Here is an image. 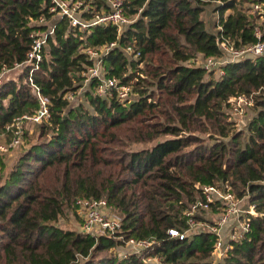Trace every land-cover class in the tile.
Returning a JSON list of instances; mask_svg holds the SVG:
<instances>
[{
    "label": "trees",
    "instance_id": "obj_1",
    "mask_svg": "<svg viewBox=\"0 0 264 264\" xmlns=\"http://www.w3.org/2000/svg\"><path fill=\"white\" fill-rule=\"evenodd\" d=\"M81 1L109 10L104 0ZM255 1L123 0L133 21L118 35L111 24L72 26L51 11L52 0H0V71L7 69L0 134L8 136L15 118L41 108L30 80L49 112L47 121L35 123L37 140L0 171V264H145L149 257L161 264H264V55L228 63L222 74L189 62L196 54L220 56L217 35L240 46L256 42L259 28L264 40V24L248 9ZM209 5L221 26L217 33L201 17ZM54 16L56 28L30 75V35L46 31ZM113 41L102 63L108 76L132 85L137 97L128 103L96 95L94 79L82 87L81 71L91 61L81 49ZM129 45L137 58L125 54ZM82 88L87 105H72L67 94ZM256 91L245 129L236 128L225 114L227 99ZM134 143L152 145L132 150ZM225 182L238 197L247 193L261 215L213 263L215 234L179 239L167 231L187 229L184 211L199 196L195 184ZM78 197L105 198L120 230L94 237L59 226ZM130 238L154 243L139 255L111 252Z\"/></svg>",
    "mask_w": 264,
    "mask_h": 264
},
{
    "label": "built area",
    "instance_id": "obj_2",
    "mask_svg": "<svg viewBox=\"0 0 264 264\" xmlns=\"http://www.w3.org/2000/svg\"><path fill=\"white\" fill-rule=\"evenodd\" d=\"M104 1L109 6L108 11L98 12L94 8L90 9L89 4H84L81 0H52L51 11L56 12V16L60 18H67L72 26H78L79 29L94 25H114L119 35L133 19L124 14L123 0ZM248 7L250 14L258 15L264 19V0L252 2ZM78 10H83L82 13L87 11L92 17L84 21L81 19L82 13L78 15ZM44 20L45 18L41 17L36 22L41 23ZM55 28L56 23H53L44 32L33 31L31 33L32 45L30 51L26 54V62L34 63L30 75L34 69H37L38 63L42 58V46L45 44L47 35L53 33ZM217 30H221V26H217ZM255 35L258 39L256 42L240 46H235L233 41L223 35H217L216 42L221 52L220 56L202 57V55L196 54L189 62H194L206 70H215L216 73L222 74V67L228 63L255 59L260 55H264V40L261 38L262 32L259 28L255 30ZM116 44L117 42L113 41L97 48L87 47L81 49V52L85 53L91 61V64L81 71V76L83 77L82 87L88 85L94 79V92L96 95L104 98H117L122 103H128L137 97L132 85L121 83L118 78L108 76L102 63L103 57ZM123 50L128 57L137 58L139 56V52L135 51L131 45L126 46ZM141 64H139V67ZM20 66L21 63H16L14 67L19 68ZM6 71L7 69L5 68L0 71V84ZM30 84L40 98L42 106L33 115H23L15 118L12 124L7 125L6 130H11L12 135V139L9 142L10 146L21 144V124L24 121L41 123L49 118L46 100L40 96L38 88L34 87L31 80ZM257 93V91L250 94L241 93L229 97L226 101L227 107L225 109L227 119L233 122L235 126L243 122L242 118L245 112L254 106V95ZM73 97L74 95L67 94V98L70 101ZM0 150H5V147L0 145ZM195 187L199 191V196L184 211L188 225L187 229L180 231L170 228L167 233L170 237L179 239L187 238L200 231H208L215 234L216 240L212 248L214 263L226 254L233 241L241 240L246 236L250 230L251 217L261 214L255 210L254 204L247 202L249 197L247 193L238 197L228 182L221 185L195 184ZM212 209L219 212H217L218 214L213 220L195 218V215H200L205 211L212 212ZM74 210L79 222V232L81 233L90 234L94 237L115 235L121 228V219L113 213L105 198L78 197L74 201ZM153 243L154 240L152 239L130 238L124 244L130 247L131 251L127 254L123 253L122 257L130 254L139 255L145 249L152 247ZM153 261H157V259L151 257L144 259L145 263Z\"/></svg>",
    "mask_w": 264,
    "mask_h": 264
},
{
    "label": "rangeland",
    "instance_id": "obj_3",
    "mask_svg": "<svg viewBox=\"0 0 264 264\" xmlns=\"http://www.w3.org/2000/svg\"><path fill=\"white\" fill-rule=\"evenodd\" d=\"M213 8L214 5L206 6L201 17L205 23L206 29L210 32L217 33L218 30L216 25L218 22V16L217 13L213 10ZM82 11L83 10H78L77 11L78 15H80ZM226 13H228V11ZM256 16L258 17L259 23L264 24L263 22L264 19L260 18L258 15ZM55 18L56 16H54L52 20L48 21V25L53 24L55 22ZM140 67H144V64H141ZM16 72L17 71L9 73V75L10 74L15 75ZM82 90L83 88L80 89V91L76 95H74V97L71 99L70 102L72 103V105H77L80 101L84 105H87L84 99L79 95V93H81ZM252 114H253L252 109L247 110L244 114V117L242 118L243 122L239 123L235 127L244 130ZM21 128H22V142L21 144L15 146H10L9 142L12 139L11 134H9L8 136L5 134H0V145H3L5 147V150L3 151L0 150V171L1 168L3 167L4 172H7L11 167V165L13 164V162L15 161V159L18 157V155H20L23 152V150H25L29 146V144L37 140L38 131L35 123H32L30 121H24V123L21 124ZM205 137L207 138L208 135L206 134ZM209 142L211 143V140H209ZM151 145L152 143H134L130 146V148L132 150H138V149L150 147ZM218 213L215 214L213 211L212 212L205 211L204 213H201L198 216L201 217L202 219L213 220V218L216 217ZM58 225L64 228L75 229L79 231V222L75 214V210L73 214L69 213L67 218H61L58 222ZM129 248L130 247L124 244L123 246H117L115 249H112L111 252L117 255L118 257L123 258L122 257L123 253L127 254L131 251V248L130 249ZM155 259H157V261H153L145 264H161L158 258L155 257Z\"/></svg>",
    "mask_w": 264,
    "mask_h": 264
}]
</instances>
